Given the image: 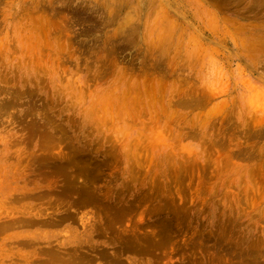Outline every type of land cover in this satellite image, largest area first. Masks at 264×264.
<instances>
[{"label":"rangeland","instance_id":"374dc122","mask_svg":"<svg viewBox=\"0 0 264 264\" xmlns=\"http://www.w3.org/2000/svg\"><path fill=\"white\" fill-rule=\"evenodd\" d=\"M0 264H264V0H0Z\"/></svg>","mask_w":264,"mask_h":264},{"label":"bare ground","instance_id":"6f19581e","mask_svg":"<svg viewBox=\"0 0 264 264\" xmlns=\"http://www.w3.org/2000/svg\"><path fill=\"white\" fill-rule=\"evenodd\" d=\"M235 28H236V27H235ZM236 29H237V28H236ZM236 29H235V30H236ZM238 29H242V28H239V27H238ZM243 30H244V29H243ZM232 33H233V32H232ZM234 40H235V39H234ZM238 40H239V39H238ZM239 41H240V40H239ZM243 43H244V42H243ZM242 45H243V44H242ZM252 50H253V49H252Z\"/></svg>","mask_w":264,"mask_h":264}]
</instances>
